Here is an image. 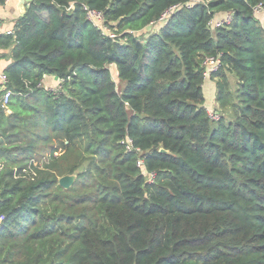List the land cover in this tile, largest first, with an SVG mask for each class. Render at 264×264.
Wrapping results in <instances>:
<instances>
[{
  "label": "trees",
  "instance_id": "16d2710c",
  "mask_svg": "<svg viewBox=\"0 0 264 264\" xmlns=\"http://www.w3.org/2000/svg\"><path fill=\"white\" fill-rule=\"evenodd\" d=\"M189 1L31 0L0 35V264H264V0Z\"/></svg>",
  "mask_w": 264,
  "mask_h": 264
},
{
  "label": "built area",
  "instance_id": "2783aa9c",
  "mask_svg": "<svg viewBox=\"0 0 264 264\" xmlns=\"http://www.w3.org/2000/svg\"><path fill=\"white\" fill-rule=\"evenodd\" d=\"M6 1H8V0H6ZM202 1H204V0H190L188 2V6H190V7L194 6L195 4L202 2ZM177 6H179V5H176V6L172 7L171 9H169L168 11H166L162 15L161 20L167 19V17L172 13L173 9L176 8ZM72 7H73V5H71L69 7V9H71ZM85 9L87 11L88 18L96 26H99L104 31V33H110L111 36H113V37L116 36L114 33L111 32L110 28H108L107 25L105 24V17L103 15V13L96 11L94 9H90L88 7H85ZM254 12H255V14L264 13V6L261 4L256 6L254 8ZM232 18H233L232 14L227 15L225 18H219V19L218 18H212L210 20V25H212L214 27H220L224 24L230 23ZM203 64L205 67H207L206 76H208L210 73L215 72L219 69V67L221 65V60L219 57L210 56L204 60ZM1 80H2V85H3V90H5V91L1 97L0 102L2 104V107L7 109L9 102H10V99H11L12 95L14 94V92L10 89H7L8 77L5 73L1 75ZM60 83L61 82H59L56 87L50 88V89L56 90L60 86ZM208 111H209L210 117H212L213 119H218L220 117L218 113L212 112L209 109H208ZM122 144L126 147V150L128 152H139L140 151L139 148L135 147L134 141L130 137H127L126 139H124L122 141ZM143 163H144L143 160L140 159L138 162V166H142ZM149 177H150V182H153L155 180L156 174L154 172H152V173H150Z\"/></svg>",
  "mask_w": 264,
  "mask_h": 264
},
{
  "label": "crops",
  "instance_id": "0c3cea01",
  "mask_svg": "<svg viewBox=\"0 0 264 264\" xmlns=\"http://www.w3.org/2000/svg\"><path fill=\"white\" fill-rule=\"evenodd\" d=\"M27 2L22 0H0V35H9L16 31L17 21L25 14ZM11 49L0 45V90L3 89L1 75L5 73L6 68L11 63L9 55ZM59 81L54 76H46L42 85L48 89L54 88ZM206 97L208 101L215 106V85L211 82L205 86Z\"/></svg>",
  "mask_w": 264,
  "mask_h": 264
},
{
  "label": "water",
  "instance_id": "95a60500",
  "mask_svg": "<svg viewBox=\"0 0 264 264\" xmlns=\"http://www.w3.org/2000/svg\"><path fill=\"white\" fill-rule=\"evenodd\" d=\"M22 1H24V3H25V2H29L31 0H22ZM161 151L162 152H165L166 150L162 149ZM76 178H77V174L76 173H74V174H67V175L62 176L59 179V183H60V185H62L65 188H70L74 184Z\"/></svg>",
  "mask_w": 264,
  "mask_h": 264
},
{
  "label": "rangeland",
  "instance_id": "374dc122",
  "mask_svg": "<svg viewBox=\"0 0 264 264\" xmlns=\"http://www.w3.org/2000/svg\"><path fill=\"white\" fill-rule=\"evenodd\" d=\"M217 106H218V105H217V102H215V106H214V107L217 108Z\"/></svg>",
  "mask_w": 264,
  "mask_h": 264
}]
</instances>
